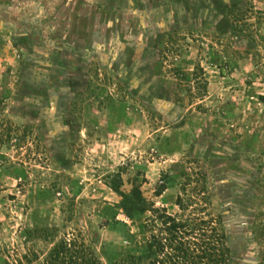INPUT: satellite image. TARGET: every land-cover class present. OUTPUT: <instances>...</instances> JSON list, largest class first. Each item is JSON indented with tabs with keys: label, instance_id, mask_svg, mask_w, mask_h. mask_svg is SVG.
Segmentation results:
<instances>
[{
	"label": "rangeland",
	"instance_id": "obj_1",
	"mask_svg": "<svg viewBox=\"0 0 264 264\" xmlns=\"http://www.w3.org/2000/svg\"><path fill=\"white\" fill-rule=\"evenodd\" d=\"M134 187L264 264V0H0V264L129 260Z\"/></svg>",
	"mask_w": 264,
	"mask_h": 264
},
{
	"label": "trees",
	"instance_id": "obj_2",
	"mask_svg": "<svg viewBox=\"0 0 264 264\" xmlns=\"http://www.w3.org/2000/svg\"><path fill=\"white\" fill-rule=\"evenodd\" d=\"M116 190L121 198L115 206L118 213L130 220L132 231L137 230L133 242L136 253L121 264H228L227 236L216 218L205 214L202 207L194 208L199 211L194 215L171 214L145 197L140 187ZM184 202L179 195L176 204L182 211L189 209Z\"/></svg>",
	"mask_w": 264,
	"mask_h": 264
}]
</instances>
